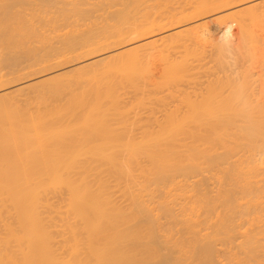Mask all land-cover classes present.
<instances>
[{"label": "bare ground", "instance_id": "bare-ground-1", "mask_svg": "<svg viewBox=\"0 0 264 264\" xmlns=\"http://www.w3.org/2000/svg\"><path fill=\"white\" fill-rule=\"evenodd\" d=\"M166 1L0 0V88L10 83L4 69L20 63L16 48L60 38L73 52L82 26L102 16L94 11L119 19L83 43L88 50L230 8L216 19H230L224 38L233 21L246 30L264 18L256 11L264 1L153 11ZM132 9L144 10L141 19L130 21ZM181 33L198 44L210 38L201 26ZM139 61L136 54L134 74ZM121 87L107 81L30 116L0 101V264H264V96L250 75L219 76L162 119L120 106Z\"/></svg>", "mask_w": 264, "mask_h": 264}, {"label": "rangeland", "instance_id": "rangeland-1", "mask_svg": "<svg viewBox=\"0 0 264 264\" xmlns=\"http://www.w3.org/2000/svg\"><path fill=\"white\" fill-rule=\"evenodd\" d=\"M198 1L154 2L152 9L160 10L168 4L166 7L173 13L181 10L189 12ZM122 7L120 5L114 9ZM230 9L194 17L186 23L179 20L168 22L164 28L142 37L128 36L121 40L109 37L88 50L82 44L99 34L102 36L105 29L118 23L119 19L118 13L94 11L96 17L102 16L94 20L96 24L82 26L79 34L83 42L73 52L66 48L60 38L33 40L27 46L16 48L15 52L20 54L21 60L17 66L4 69L10 83L0 88V101L11 104L13 111L21 112L24 116L36 115L67 106L73 98L96 90L107 81H116L122 83L120 106L138 110L143 118H147L145 115L149 114L148 111H153L162 119L165 110L180 105L184 96L195 99L205 93L208 85L219 76L228 74L239 80L245 73L250 75L251 83L264 96V18L247 22L245 27L248 32L233 21L236 27L225 39L223 34L230 19H216L231 13L233 10ZM256 11L264 13V3ZM143 14L144 10L138 9L127 13L130 21L141 19ZM194 26L209 31L210 38L203 44L191 42L186 33H181ZM153 40H156L153 45L144 46ZM45 54L53 55L43 63L31 62L33 56ZM136 54L140 56L139 74L133 72L132 59ZM179 68L184 71L174 80L171 75L174 69ZM56 85H60L59 89L54 88Z\"/></svg>", "mask_w": 264, "mask_h": 264}]
</instances>
